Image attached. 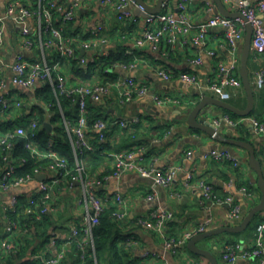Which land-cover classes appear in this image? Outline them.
<instances>
[{
    "label": "built area",
    "instance_id": "1",
    "mask_svg": "<svg viewBox=\"0 0 264 264\" xmlns=\"http://www.w3.org/2000/svg\"><path fill=\"white\" fill-rule=\"evenodd\" d=\"M23 0H8L5 8L0 9V51L6 45L5 31L8 22L20 28L19 43L22 52L15 55L12 63H5L0 59V194L14 192L11 198L0 206V264H19L13 262V256L18 253L21 245L19 239L32 237L35 224L43 223L50 217L55 223L57 209L54 199L58 189L67 186L69 190L79 188L77 205L83 209V216L79 223H75L69 230L50 227L48 241L35 253H30L26 258L33 264H88V259L95 254L94 229L100 222L102 214L114 203V221L118 224L127 220V203L120 193L114 195H100L99 191L105 189L111 180L119 179L126 173H137L146 179H152L154 185L169 187L175 181L179 169L174 166L160 167L154 163H146L147 155L144 144H137L121 152H109L108 159L112 162V172H89L84 164L83 154L93 152V134L98 141H107L106 135L110 127H119L128 130L141 123L140 117L114 119H98L92 124L89 121V102L102 105L112 94L118 95L121 106L127 105L136 98L145 97L149 89L144 84L127 75L120 77L116 82L109 83H72L75 77L60 60H55L53 55H58L64 60H77L80 65L94 63L96 59L107 56L108 52L99 57L86 58L77 53V37H65L64 26L74 23L77 11L84 0H71L66 4L62 0H34L37 8L27 6ZM102 6L111 7L118 19L125 23L136 22L131 6L139 9L146 15V25L142 31L133 37L135 49L149 48L154 53L163 52L167 58L171 51L178 46L180 39L197 47L200 53L216 60L215 69L211 78L204 83L189 72L177 75L158 68V75L166 81L178 79L184 83L196 85L200 89L201 97L209 94L228 102L231 99L230 90L243 87L240 78L241 53L244 44L246 23L253 27L251 54L255 59L264 61V2L252 4L249 0H223L229 5L231 12L241 13L243 18H227L216 15L202 23L193 22L189 16L190 7L197 0H178L176 11L171 8V0H165L159 14H150L135 0H97ZM149 3L148 0H145ZM59 16L60 26L55 24V16ZM38 16V18H37ZM35 22V23H34ZM105 27L99 25L91 31L93 41L85 43V47H97L102 42H107L103 36ZM225 31V42L221 48L227 49L229 60L221 58L219 50L208 44L209 34L212 29ZM43 34H48V39L43 40ZM36 47L41 49V56L28 59L26 53L32 52ZM165 49V50H164ZM132 53V52H128ZM191 64H201L200 58L192 59ZM118 68L133 71L136 61L129 65H118ZM11 72L9 80L6 73ZM255 86L264 88V65L255 72ZM8 81L16 87L8 89ZM49 84L56 95L57 106L61 114L62 125L70 140L76 161V174L69 167L68 159L61 155L55 148V141L49 139L42 146L37 141L40 130L38 116L32 117V107L29 105L24 92L33 90L36 85ZM60 97L71 100L77 107L78 116L75 122L69 121L61 106ZM153 100L159 106L178 105L180 100L168 95H154ZM35 104L43 107L50 122L53 112L52 105H44L34 96ZM32 114V115H31ZM249 119L256 135L264 134V123L255 118L242 117L233 120L229 115L216 119L215 125L225 122L231 126L238 125ZM22 124H17L18 121ZM46 123V122H45ZM53 127V126H52ZM53 130V129H52ZM93 133V134H92ZM23 141L24 149L35 163L46 161V167L38 165L32 173L20 174L18 171L29 164L27 158L17 154V144ZM218 159L233 160L229 153L222 152L215 155ZM43 174L44 179L39 181L36 176ZM194 182L193 173L189 174L186 186L189 188ZM36 183L35 189L31 185ZM197 186V184H196ZM202 196L216 204H225L230 207L229 221L238 223L243 220V210L231 195L220 197L215 193L214 187L204 180L198 182ZM21 190H24L21 192ZM245 189L242 193H245ZM155 196L147 197L152 200ZM174 220V213L166 209H155L145 219L139 220V225L146 229H154L162 234L165 247L176 250L190 241L194 236L205 233L211 229L212 220L208 219L185 232L179 240L167 239L164 229ZM253 245L243 249L235 243H228L224 247L223 259L228 264H237L241 260L252 259L257 264H264V215L258 222L253 235ZM42 241V240H41ZM136 242L134 236L127 239L132 245ZM73 248L75 251H73Z\"/></svg>",
    "mask_w": 264,
    "mask_h": 264
},
{
    "label": "crops",
    "instance_id": "2",
    "mask_svg": "<svg viewBox=\"0 0 264 264\" xmlns=\"http://www.w3.org/2000/svg\"><path fill=\"white\" fill-rule=\"evenodd\" d=\"M7 1L0 0L2 11ZM62 1L68 4L71 0ZM148 1L153 6L157 0ZM177 1L171 0L170 5L174 11H176ZM249 1L252 4L264 2V0ZM22 2L34 9L37 8V3L34 0H23ZM222 2L229 10V5L223 0ZM131 9L137 21L123 23L111 7L102 6L97 0H84L73 23L77 33L76 47L80 55L88 59L99 57L105 52L109 54L118 47L127 49V53L138 51L142 54L141 57L136 59V67L133 71L124 70L117 66L116 68L119 78H124L127 75L133 77L138 84H144L148 87L149 94L121 106L118 102V95L114 92L103 103L110 119L140 117L139 132L136 133L134 130L136 134L131 136L132 141H128V133H132L133 128L124 131L119 127H110L107 139L111 147L119 149V152H121L127 150V148L129 149L130 146L132 148L139 143L144 144L147 155L146 163H154L160 167L174 166L179 169L176 181L169 187L156 186L152 179L143 178L137 173H126L119 179L111 180L105 189L99 191L100 195L103 196L120 193L127 203V220L119 225L124 237L123 239L116 238L118 239L116 242L118 253L123 261L129 262V264H212L208 258L192 253L188 249L189 241L176 250L167 249L162 234L154 229L141 227L139 220L147 218L153 210L158 208L172 211L174 220L165 227L164 233L168 240L179 241L186 231L208 219L212 220L211 229L239 224L241 221L238 223L229 221L230 207L228 205L213 203L202 196V192L198 188V182L204 180L211 184L215 193L220 197L233 196L235 201L241 205L245 217L261 201L262 193L258 186V175L249 165V152L230 144L228 140L245 141L252 144L256 149V154L262 160L261 164L264 171V134L256 135L249 119L239 122L236 126H231L225 122L218 126L215 125L219 130V135L215 137L189 127L186 124V119L193 107L202 99L200 89L196 85L184 83L178 79L166 81L158 75V68L175 75L181 72L193 73L204 83L212 77L216 60L205 53H200L197 47L189 42L186 43V39H180L176 49L171 51L167 58L162 56L163 52L154 53L149 48L135 49L132 39L146 25V15L134 6H131ZM216 15H220V13L214 0H197L189 9L190 19L197 24L208 21ZM262 18L264 20V13ZM99 25L105 27L103 36L107 39V42L104 44L101 42L97 47H85V43L93 41L91 31ZM5 39L6 45L0 51V59L5 63H12L15 55L23 50L19 43L20 28L8 22L6 24ZM224 42L225 31L217 28L212 29L208 44L219 50L221 58L228 61L229 53L227 49L221 48ZM26 55L28 59H36L41 56V49L36 47ZM195 58H200L201 64H191L190 61ZM250 65L256 72L264 65V61L255 59L250 54L248 68L251 77ZM109 72L112 73L114 70H109ZM6 75L10 80L12 73L7 72ZM81 82L101 83L97 77L88 82H83L77 76L72 79L74 84ZM7 83L8 89H11V91L16 88L11 81ZM38 86L39 84L33 90L24 92L31 107L37 105L33 101ZM243 88L244 86L231 90L232 92L235 91L232 93V98L236 101V104H231L239 109H245L247 105V94L240 91ZM260 91L263 92L264 88ZM154 95H168L177 98L180 100V104L159 106L153 100ZM207 96L214 97L210 94ZM254 96L253 114L246 118H255L264 123V94L260 92L258 98L256 94ZM31 111L33 114V110ZM224 115H228L225 110L210 106L205 110L202 118H207L215 124L214 121ZM45 122L51 123L48 120ZM134 135H136L135 139H133ZM93 151L95 152V149ZM222 152L229 153L234 159L215 158L216 154ZM101 169L106 174L111 173L113 170L112 162L108 161L107 164L98 167L93 172H99ZM191 173H193L194 182L189 188L186 186V181ZM36 186L37 184L34 183L31 188L35 189ZM243 189H245V193H242ZM79 193L77 186L74 190H69L67 186L58 189L54 199L58 213L53 228L61 226L62 229L69 230L75 223L81 221L83 209L76 202ZM13 194L15 193L0 194V206L8 201ZM151 195L155 197L152 200H147V197ZM112 207H114V203ZM263 215L264 212L260 213L253 230L248 233L235 234L238 236L234 238L220 234L198 242L197 246L209 251L216 259L217 264H228L223 259L226 244L235 243L243 249L251 247L255 228ZM0 225H2L1 213ZM130 236H134L136 239V242L132 245L127 243V238ZM237 264H257V262L248 259L241 260Z\"/></svg>",
    "mask_w": 264,
    "mask_h": 264
},
{
    "label": "trees",
    "instance_id": "3",
    "mask_svg": "<svg viewBox=\"0 0 264 264\" xmlns=\"http://www.w3.org/2000/svg\"><path fill=\"white\" fill-rule=\"evenodd\" d=\"M55 16V24L60 26L61 22L59 21V16L54 14ZM65 37H77L76 29L72 23H67L64 26ZM48 34H43V40L46 41L48 39ZM79 53V51H77ZM141 53L138 51H132V53H127V49L123 47H118L115 50H112L107 56H102L96 59L94 63H90L89 65H80L77 60H64L60 58L58 55H53L52 58L55 60H60L64 63L65 68H67L74 76H77L83 82L93 81L95 77L99 79L101 83H109L116 82L119 79V75L117 73L116 66L118 65H129L136 61L137 58L141 57ZM109 70H114V72L110 73ZM177 75V74H176ZM37 98L43 102L44 105L51 104L53 116L50 120L53 130L49 132L44 128V122L47 120V113L42 107L34 105L32 107L33 114L37 111V116L40 124V130L37 133V141L44 146L49 139H53L55 141L56 150L63 156H65L69 161V167L73 170V174H76V161L74 157V152L68 138L67 133L65 132L64 126L62 125L61 114L59 111V107L57 106L56 95L52 91L49 84H43L39 88H37L36 92ZM61 106L64 109V113L66 118L72 123L75 122L78 116L77 107L72 103L71 100H67L60 97ZM89 121L90 124L95 122L98 119H109L107 112L104 109V105H97L95 103L89 102ZM226 113L231 116L234 120H238L242 117H238L231 112L226 111ZM253 113H251L252 115ZM250 115V116H251ZM17 124H22V121H18ZM140 125H135L133 127V132L128 133V141H132L131 136L133 134L138 133V128ZM118 128V127H114ZM137 129V130H136ZM135 130V132H134ZM129 131V130H124ZM93 134V133H92ZM109 133L107 132L106 138H108ZM93 146L95 148V152H86L83 154L84 164L87 167L89 172H93L98 167H101L108 163V153L115 151L119 152V149H113L110 145V142L98 141L95 134H93ZM136 138V135L133 136V139ZM133 146V145H132ZM131 147V146H130ZM129 147V148H130ZM17 154L27 158L29 164L24 168L20 169L18 173L25 174L27 172L32 173L33 170L38 166L42 165L44 167L47 166V162L35 163L29 156L28 151L24 149L23 141H19L17 144ZM128 149V148H127ZM105 152V153H104ZM104 153V154H101ZM257 155V158L261 161L260 157ZM114 212L115 208H108L100 217V222L98 226L94 229L93 237L95 243V254H92L88 259V264H129L123 261V258L119 256L117 249V240L122 238L123 235L120 231V224L114 221ZM260 214H257L256 218H258ZM253 220V221H254ZM54 222L50 217H46L43 223L35 224L33 229L32 237H25L23 239H19L20 246L18 247V253L13 256V262L19 261V264H33V262L28 261L26 258L30 253H35L40 246L48 241V234L50 231V227L54 226ZM250 227V226H249ZM249 229V228H248ZM247 229V230H248ZM246 230V231H247ZM119 237V238H118ZM118 238V239H116ZM128 239V238H127ZM42 240V241H41ZM73 251L75 249L73 248ZM131 264V263H130Z\"/></svg>",
    "mask_w": 264,
    "mask_h": 264
},
{
    "label": "water",
    "instance_id": "4",
    "mask_svg": "<svg viewBox=\"0 0 264 264\" xmlns=\"http://www.w3.org/2000/svg\"><path fill=\"white\" fill-rule=\"evenodd\" d=\"M139 5L143 6L145 10L150 14H159L162 11V6L165 0H157L155 5H150L145 0H135ZM217 10L220 15L227 18H243L241 13L229 11L222 0H214ZM252 35L253 27L250 23H246V30L244 33V44L241 53V65H240V76L242 83L247 94V105L245 109H239L232 105L229 102L222 101L218 98L212 96H206L202 98L190 111L186 124L192 129L202 131L212 137L219 135V130L216 128L215 124L207 118H202L205 110L210 107H217L222 110L231 112L232 114L238 117H248L251 115L255 106V96L253 86L250 82V74L248 68V62L251 54L252 47ZM44 128L49 132L52 131L53 127L51 123H44ZM232 145L238 146L242 149H245L249 152V165L258 175V186L262 193L261 201L255 205L248 214L243 218V220L234 226H224L216 229H211L205 233L194 236L188 243V249L197 255L208 258L212 264H217L216 259L212 256L209 251L201 249L197 246V243L211 237L220 235V234H239L245 232L257 214L264 212V171L262 168L261 161L257 158L255 147L245 141L238 140H228ZM36 178L39 181H42L45 177L43 174L37 175Z\"/></svg>",
    "mask_w": 264,
    "mask_h": 264
},
{
    "label": "rangeland",
    "instance_id": "5",
    "mask_svg": "<svg viewBox=\"0 0 264 264\" xmlns=\"http://www.w3.org/2000/svg\"><path fill=\"white\" fill-rule=\"evenodd\" d=\"M250 64H251V62H250ZM251 65H252V64H251ZM251 65H250V69H251V72H252V76L250 77V79H251L250 82H251V84H252V86H253L254 95L256 94V97L258 98V93L261 92L262 94H264V91L262 92V91H260V90H258V89L256 88V86H255V77H254L255 72H254V68H253ZM237 91H239V90H237ZM237 91H236V92H237ZM240 91H242L243 94L245 93L244 88H243L242 90H240ZM230 92H231V98H232V97H233V96H232V93H234L235 91L232 92V91L230 90ZM210 95H212V94H210ZM213 96L216 97L215 95H213ZM228 102H229V103L236 104V101H235L234 98L229 99ZM37 114H38L37 111H35L32 117H36ZM256 220H257V218L251 223L249 229H248L247 231L243 232V233H248V232L252 231L253 228H254V225H255V223H256ZM255 229H256V228H255ZM225 235H226V237L234 238V237H237L239 234H238V235H235V234H233V235L225 234ZM240 235H241V234H240Z\"/></svg>",
    "mask_w": 264,
    "mask_h": 264
}]
</instances>
